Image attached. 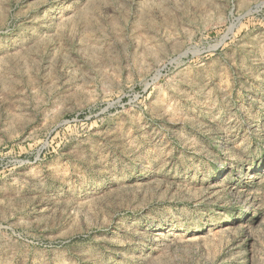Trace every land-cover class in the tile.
Instances as JSON below:
<instances>
[{"label":"rangeland","instance_id":"rangeland-1","mask_svg":"<svg viewBox=\"0 0 264 264\" xmlns=\"http://www.w3.org/2000/svg\"><path fill=\"white\" fill-rule=\"evenodd\" d=\"M0 264H264V0H0Z\"/></svg>","mask_w":264,"mask_h":264}]
</instances>
